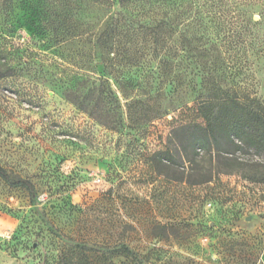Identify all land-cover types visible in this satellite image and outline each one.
<instances>
[{"label": "rangeland", "instance_id": "obj_1", "mask_svg": "<svg viewBox=\"0 0 264 264\" xmlns=\"http://www.w3.org/2000/svg\"><path fill=\"white\" fill-rule=\"evenodd\" d=\"M113 1L112 9L88 10L78 0V28L62 41L47 22L53 0L44 8L39 0H14L3 10L0 42L17 44L15 72L0 81V164L29 179L35 196L0 177V264H264V183L214 174L216 162L207 156L163 174L152 164L173 127L202 121L198 51L181 54V84L167 89L166 111L154 122L131 123L113 80L120 106L114 98L104 104L121 112L119 127L105 126L73 100L75 72L90 77L89 87L109 79L87 32L89 23L98 32L120 10ZM200 1L202 23L194 27L206 37L208 60L220 55L227 63L220 76L231 92L264 102V0ZM178 12L177 34L169 38L165 26L168 46L188 27L190 10ZM240 156L258 157L254 150ZM207 174L214 178L201 182Z\"/></svg>", "mask_w": 264, "mask_h": 264}, {"label": "trees", "instance_id": "obj_2", "mask_svg": "<svg viewBox=\"0 0 264 264\" xmlns=\"http://www.w3.org/2000/svg\"><path fill=\"white\" fill-rule=\"evenodd\" d=\"M25 1V0H24ZM44 0H39L44 8ZM14 0H0V17L3 10L11 8ZM52 2V1H51ZM56 9L54 19H48L57 40L62 41L69 32L78 28V0H53ZM86 9L93 5L99 10L114 7L113 0H82ZM200 0H119L118 12L107 16L101 29L95 32L88 24V39L93 42L92 49H98L99 61L109 79L100 80L97 85L86 73L75 72V102L95 119L109 128H117L123 122L119 110L107 109L105 99H115L110 80L120 89L127 100V115L136 127H141L164 113L161 99L181 84L178 69L183 51L199 52L195 62L198 75L205 90L199 97L197 111L202 121L183 122L173 127L166 148L157 151L152 157L154 168L164 173V168L177 169L192 164L201 156L216 162V171L237 174L243 179L264 183V102L248 94L231 92L224 85L223 77L228 73V65L217 55L214 62L208 60L210 50L203 33L194 26L201 24L202 5ZM188 7L187 28L179 38L167 45L166 34L173 37L177 27L181 7ZM193 26V27H192ZM4 32L0 26V39ZM4 47L0 42V81L15 72L14 50ZM187 48V50H186ZM212 49L219 50L213 43ZM92 58V57H90ZM194 62V61H192ZM221 73V74H220ZM157 75L154 92L153 81ZM77 100V101H76ZM118 109V108H117ZM168 115V114H167ZM166 116V115H165ZM254 150L257 158H243L240 155ZM182 160V163H181ZM181 163V164H180ZM214 174H207L201 182L211 181ZM0 177L12 187H25L35 196L34 184L26 178L11 175L0 164ZM183 180V176L176 177ZM123 252L134 254L129 247ZM78 264H86L80 261Z\"/></svg>", "mask_w": 264, "mask_h": 264}, {"label": "built area", "instance_id": "obj_3", "mask_svg": "<svg viewBox=\"0 0 264 264\" xmlns=\"http://www.w3.org/2000/svg\"><path fill=\"white\" fill-rule=\"evenodd\" d=\"M42 199L45 200V197H43Z\"/></svg>", "mask_w": 264, "mask_h": 264}]
</instances>
